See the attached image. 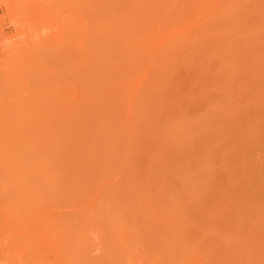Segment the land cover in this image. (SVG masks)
I'll use <instances>...</instances> for the list:
<instances>
[{"label":"bare ground","instance_id":"6f19581e","mask_svg":"<svg viewBox=\"0 0 264 264\" xmlns=\"http://www.w3.org/2000/svg\"><path fill=\"white\" fill-rule=\"evenodd\" d=\"M54 1L2 59L0 264H264V0Z\"/></svg>","mask_w":264,"mask_h":264},{"label":"rangeland","instance_id":"374dc122","mask_svg":"<svg viewBox=\"0 0 264 264\" xmlns=\"http://www.w3.org/2000/svg\"><path fill=\"white\" fill-rule=\"evenodd\" d=\"M35 1L37 0H0V60L6 59V56H10L8 53L18 51L41 34H48V37L60 34L57 31L60 29L56 28L59 27L57 22L61 16L55 1ZM0 63L3 64V60ZM2 66L5 67L4 64L0 65V72ZM4 70L0 73L1 76L5 75L7 69ZM48 250H51L50 247ZM48 250L46 251L50 252Z\"/></svg>","mask_w":264,"mask_h":264}]
</instances>
